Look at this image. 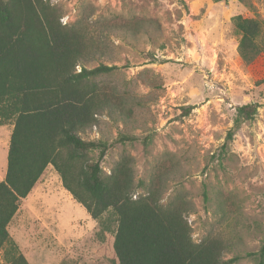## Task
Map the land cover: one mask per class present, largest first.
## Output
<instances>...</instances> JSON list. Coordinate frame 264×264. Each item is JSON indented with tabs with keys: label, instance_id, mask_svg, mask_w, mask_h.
I'll use <instances>...</instances> for the list:
<instances>
[{
	"label": "rangeland",
	"instance_id": "obj_1",
	"mask_svg": "<svg viewBox=\"0 0 264 264\" xmlns=\"http://www.w3.org/2000/svg\"><path fill=\"white\" fill-rule=\"evenodd\" d=\"M51 1L64 24L84 20L103 33L105 52L87 67L129 64L103 76L123 97L124 110L99 113L81 135L112 141L123 132L151 141L147 149L141 140L116 145L104 173L124 153L133 156L137 179L165 164V200L181 193L190 201L194 240L221 234L230 246L225 258L238 257L230 264H258L249 253L264 244V54L242 60L232 18L264 21V0ZM110 20L131 27L104 30ZM247 103L259 104L256 115L224 147L238 106ZM13 126L0 121V181ZM103 223L113 234V214L94 219L49 165L8 228L31 264H111V237L100 238ZM4 257L1 252L0 263Z\"/></svg>",
	"mask_w": 264,
	"mask_h": 264
},
{
	"label": "trees",
	"instance_id": "obj_2",
	"mask_svg": "<svg viewBox=\"0 0 264 264\" xmlns=\"http://www.w3.org/2000/svg\"><path fill=\"white\" fill-rule=\"evenodd\" d=\"M61 18L51 0H0V121L14 124L7 172L0 181V253L5 254L0 264H31L8 227L49 165L94 219L108 212L115 217L113 234L105 223L100 230V238L111 237V264L236 261L237 256L225 258L230 246L221 234L194 240L190 201L181 193L165 200L169 174L165 164L148 179H137L134 158L124 153L111 172L104 173L102 164L112 148L141 138L121 132L107 141L86 139L81 133L96 124L99 113L124 110L123 97L103 76L129 64L87 67L86 62L105 52L103 33H93L84 20L64 24ZM232 21L241 35L242 60L250 63L264 54V21L241 14ZM130 27L126 20H110L103 29ZM258 107V103L238 106L224 147ZM141 141L147 149L151 137ZM249 255L264 264V244L258 254Z\"/></svg>",
	"mask_w": 264,
	"mask_h": 264
},
{
	"label": "crops",
	"instance_id": "obj_3",
	"mask_svg": "<svg viewBox=\"0 0 264 264\" xmlns=\"http://www.w3.org/2000/svg\"><path fill=\"white\" fill-rule=\"evenodd\" d=\"M11 222H12V221H11ZM11 222H10V224H11ZM10 224H9V225H10Z\"/></svg>",
	"mask_w": 264,
	"mask_h": 264
}]
</instances>
